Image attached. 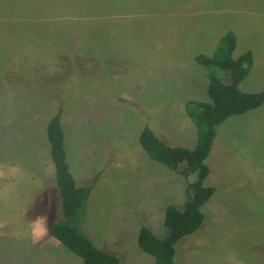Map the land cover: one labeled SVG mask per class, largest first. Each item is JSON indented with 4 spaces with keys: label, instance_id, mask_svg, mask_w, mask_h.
I'll return each mask as SVG.
<instances>
[{
    "label": "rangeland",
    "instance_id": "374dc122",
    "mask_svg": "<svg viewBox=\"0 0 264 264\" xmlns=\"http://www.w3.org/2000/svg\"><path fill=\"white\" fill-rule=\"evenodd\" d=\"M159 3L161 16L140 18L135 9L149 5L136 0H0V264H83L51 236L35 240L26 230L36 215L48 226L61 218L46 138L59 108L70 173L78 183L97 175L81 232L123 264H155L137 246L138 230L164 237L165 207L182 209L195 178L151 160L141 130L195 146L185 104L211 102L210 76L229 82L227 71L195 57L213 55L228 31L232 57H253L239 90L264 88V0ZM192 21L199 25H184ZM205 164L214 193L200 228L174 244V264H264V103L216 127Z\"/></svg>",
    "mask_w": 264,
    "mask_h": 264
},
{
    "label": "trees",
    "instance_id": "16d2710c",
    "mask_svg": "<svg viewBox=\"0 0 264 264\" xmlns=\"http://www.w3.org/2000/svg\"><path fill=\"white\" fill-rule=\"evenodd\" d=\"M235 47L236 37L228 31L219 40L212 56L195 57V62L202 67L227 71L229 82L224 83L210 76L207 95L211 102L190 101L185 104V112L196 128L197 139L192 149L171 146L147 126L139 134V144L151 160L185 178L192 174L195 178L187 185L191 192L190 198L182 209L172 204L165 207L163 225L167 233L164 237L155 235L146 226H141L138 230L137 246L152 256L155 264H174V244L184 236L195 233L202 224L201 207L214 193V188L205 186L204 181L209 173L205 159L211 151L216 127L226 119L242 115L264 103V88L257 93L239 90L238 86L246 78L253 57L247 51L234 59L232 53ZM61 114L62 110L59 108L46 124V138L54 166L61 211V218L48 226L49 236L80 258L83 264H123L116 255L97 248L80 230L84 207L97 175L92 181L78 183L74 180L66 162ZM181 164L183 168L179 169ZM262 254L264 256V249Z\"/></svg>",
    "mask_w": 264,
    "mask_h": 264
},
{
    "label": "crops",
    "instance_id": "0c3cea01",
    "mask_svg": "<svg viewBox=\"0 0 264 264\" xmlns=\"http://www.w3.org/2000/svg\"><path fill=\"white\" fill-rule=\"evenodd\" d=\"M107 1H109V0H107ZM136 2H137V4H140V5H143L144 6V3L146 2L147 3V5H149V8L147 9L146 8V6H144V9H143V11H137L136 9H135V11L136 12H134V14H138L139 16H140V18H142V17H150V16H152V17H159V16H161V7L163 6L162 4H160L159 3V0H136ZM113 5V4H112ZM113 9H115V6H113L112 7ZM134 9V8H133ZM64 15V17H66V15L65 14H63ZM63 17V18H64ZM165 17H166V19H172V20H174V22H171V25H173V29H175L176 28V26H177V22H176V20L173 18V16H171V15H169L168 13H165ZM63 18H62V21H63ZM124 18H130L128 15H126ZM196 18H198L197 16H191L190 18H188V19H196ZM112 21V20H111ZM201 22H205V26H206V24H207V22L206 21H204V20H200ZM137 23V22H136ZM164 23H165V21H163L162 23H159V25H164ZM100 24H102V23H100ZM137 24H140V25H143L144 24V22H139V23H137ZM184 25H199V23H198V21H192V22H187V23H184ZM191 29H193L192 27H191ZM220 34H218L217 36H219ZM223 36V35H222ZM221 36V37H222ZM165 41H168V40H165V39H163L162 40V42H165ZM171 41L174 43H176L175 45L177 46V47H179V48H182V45H181V43L183 42V40H182V38L181 39H179V38H174L173 39V37H172V39H171ZM212 48V47H211ZM62 50H64L62 47L60 48V51H62ZM235 50V49H234ZM60 51H57L56 52V57H59L58 56V53H60L61 54V56H62V54H63V52H60ZM24 53H26V52H24ZM212 56V55H211ZM210 57V56H209ZM34 65V62H33V64H32V66ZM32 66H31V68H32ZM34 72V71H33ZM33 75H36V74H33ZM33 87V86H32ZM32 87H29V88H32ZM28 88V89H29ZM52 103H57V102H55V101H52ZM62 120V119H61ZM48 122V121H47ZM190 176V175H189ZM193 181H194V179H193Z\"/></svg>",
    "mask_w": 264,
    "mask_h": 264
},
{
    "label": "clouds",
    "instance_id": "9594fccd",
    "mask_svg": "<svg viewBox=\"0 0 264 264\" xmlns=\"http://www.w3.org/2000/svg\"><path fill=\"white\" fill-rule=\"evenodd\" d=\"M26 230L28 235L35 240H40L49 235L47 217L36 215L34 218L29 219L26 224Z\"/></svg>",
    "mask_w": 264,
    "mask_h": 264
}]
</instances>
